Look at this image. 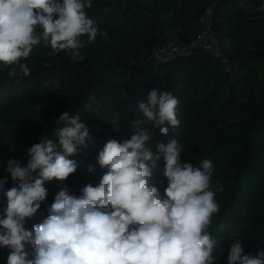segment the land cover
<instances>
[{
	"label": "trees",
	"instance_id": "16d2710c",
	"mask_svg": "<svg viewBox=\"0 0 264 264\" xmlns=\"http://www.w3.org/2000/svg\"><path fill=\"white\" fill-rule=\"evenodd\" d=\"M242 1L91 0L87 16L108 35L98 34L81 49L83 60L72 62L64 52L51 55V48L41 44L21 61L31 70L27 77H10L0 64V178L8 179L5 190L15 186L5 171L8 160L25 166L31 146L44 138L58 142L54 133L62 126L58 117L63 112L79 113L93 138L71 157L79 164L74 174L45 182L48 195L27 218V230L47 216L62 188L78 197L87 184H99L107 170L97 163L98 153L109 139L129 138L130 122L141 115L139 102L157 88L178 99L180 124L169 127L167 136L153 130V152L155 142L175 139L183 148L181 163L200 167L208 159L214 165L210 188L219 211L208 232L218 241L216 264H228L235 239L241 240L244 254L264 251V11L259 10L261 0ZM209 8L213 34L226 43L222 49L228 65L202 48L166 60L153 58L168 40L190 46ZM89 164L93 173L87 171ZM164 166L161 156L152 171L162 197L168 183ZM6 206L0 194V218ZM25 250L32 259L30 242ZM9 251L0 247V264H7Z\"/></svg>",
	"mask_w": 264,
	"mask_h": 264
},
{
	"label": "clouds",
	"instance_id": "9594fccd",
	"mask_svg": "<svg viewBox=\"0 0 264 264\" xmlns=\"http://www.w3.org/2000/svg\"><path fill=\"white\" fill-rule=\"evenodd\" d=\"M91 6V0H0V64L8 75L29 76L21 61L41 44L51 55L64 52L72 62L83 60L81 49L98 34L108 35L88 18ZM178 103L172 93L152 89L138 104L141 115L130 122L129 138L109 139L98 153L97 163L107 170L99 184H87L78 197L67 187L59 190L31 231L25 224L48 195L45 182L74 174L79 164L71 157L93 138L79 113L65 111L54 133L58 142L44 138L31 146L25 166L10 158L5 171L15 186L5 190L8 179L0 178V194L7 198L0 247L10 250L7 264H216L218 241L208 232L219 211L210 188L212 161L202 160L200 167L181 163L183 148L175 139L155 142L153 152V130L167 136L169 127L179 126ZM161 156L168 182L163 197L152 182ZM87 171L93 173L94 166ZM29 242L32 259L25 250ZM228 264H264V251L244 254L235 239Z\"/></svg>",
	"mask_w": 264,
	"mask_h": 264
},
{
	"label": "built area",
	"instance_id": "2783aa9c",
	"mask_svg": "<svg viewBox=\"0 0 264 264\" xmlns=\"http://www.w3.org/2000/svg\"><path fill=\"white\" fill-rule=\"evenodd\" d=\"M259 10L264 11V0H261ZM212 14L213 10L211 8L205 11L200 20L201 27L198 30L196 39L190 46L176 44L175 42L168 40L161 47L155 49L153 58L156 60H166L186 53L190 48H202L211 51L218 60L222 61L225 65H228L229 61L221 44L213 34Z\"/></svg>",
	"mask_w": 264,
	"mask_h": 264
},
{
	"label": "rangeland",
	"instance_id": "374dc122",
	"mask_svg": "<svg viewBox=\"0 0 264 264\" xmlns=\"http://www.w3.org/2000/svg\"><path fill=\"white\" fill-rule=\"evenodd\" d=\"M250 3H253L252 0H250ZM242 4H245V0L242 1ZM221 47L224 49L226 47V43L225 42H221Z\"/></svg>",
	"mask_w": 264,
	"mask_h": 264
}]
</instances>
